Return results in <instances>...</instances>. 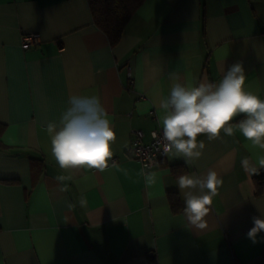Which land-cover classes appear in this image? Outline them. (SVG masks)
<instances>
[{"label": "crops", "instance_id": "1", "mask_svg": "<svg viewBox=\"0 0 264 264\" xmlns=\"http://www.w3.org/2000/svg\"><path fill=\"white\" fill-rule=\"evenodd\" d=\"M31 32L41 42L23 49ZM237 62L245 88L264 99V0H144L115 46L88 0H0V264L262 262L264 231L256 243L247 233L264 212V184L257 193L254 182L264 168L251 174L241 161L264 152L238 131L198 137L205 148L195 164L168 154L147 169L130 152L132 130L150 143L160 128L170 73L192 85L218 82ZM73 94L100 95L116 133V168L56 164L45 128ZM210 168L223 184L199 229L184 217L176 178ZM142 171L156 172L155 182Z\"/></svg>", "mask_w": 264, "mask_h": 264}, {"label": "clouds", "instance_id": "2", "mask_svg": "<svg viewBox=\"0 0 264 264\" xmlns=\"http://www.w3.org/2000/svg\"><path fill=\"white\" fill-rule=\"evenodd\" d=\"M169 79L168 94L158 102L165 155L175 154L186 163L195 164L205 148L204 141L198 137L207 136L212 141L219 139L221 132L231 137L237 131L251 149L264 152V99L245 88L242 62L229 66L218 82L202 78L197 84H187L176 73H170ZM238 116L242 118L233 124ZM45 131L50 137L51 155L60 169L103 172L109 168V161L111 167H117L112 160L116 133L100 95H71L59 121L48 122ZM241 165L246 172L256 174L264 168V155L257 153L255 162L245 157ZM141 174L149 185L155 182L156 172ZM57 179L63 181L64 177ZM222 184L223 178L212 168L205 174L185 172L177 176L176 186L183 193V214L191 225L199 229L207 226L206 217ZM258 210L261 216L253 217L254 226L247 233L253 243L264 231V212Z\"/></svg>", "mask_w": 264, "mask_h": 264}, {"label": "trees", "instance_id": "3", "mask_svg": "<svg viewBox=\"0 0 264 264\" xmlns=\"http://www.w3.org/2000/svg\"><path fill=\"white\" fill-rule=\"evenodd\" d=\"M144 0H88L90 12L95 26L108 38L111 46H115L123 36L125 27ZM3 125L0 124V133ZM1 145V141H0ZM180 172L179 170H175ZM257 193H260L264 184V172L254 176ZM174 211L181 209L175 204L177 197L169 194Z\"/></svg>", "mask_w": 264, "mask_h": 264}, {"label": "built area", "instance_id": "4", "mask_svg": "<svg viewBox=\"0 0 264 264\" xmlns=\"http://www.w3.org/2000/svg\"><path fill=\"white\" fill-rule=\"evenodd\" d=\"M41 36L37 32L26 33L23 35L21 47L29 49L33 46L39 45ZM133 139L131 143L130 152L134 159H136L143 167L151 165L147 169L155 168L160 160L166 159L167 155L163 153L162 149V129L161 127L155 134V137L150 143L143 142V134L141 131L132 130ZM115 159H113L114 161ZM146 168V167H145ZM258 264H264V260Z\"/></svg>", "mask_w": 264, "mask_h": 264}]
</instances>
